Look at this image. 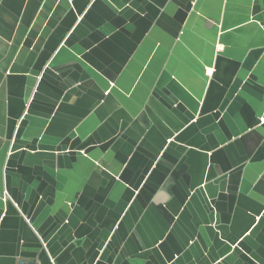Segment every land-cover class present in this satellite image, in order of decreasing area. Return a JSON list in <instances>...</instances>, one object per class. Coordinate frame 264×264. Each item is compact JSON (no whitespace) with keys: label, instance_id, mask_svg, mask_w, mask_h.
<instances>
[{"label":"crops","instance_id":"1","mask_svg":"<svg viewBox=\"0 0 264 264\" xmlns=\"http://www.w3.org/2000/svg\"><path fill=\"white\" fill-rule=\"evenodd\" d=\"M0 264H264V0H0Z\"/></svg>","mask_w":264,"mask_h":264},{"label":"built area","instance_id":"2","mask_svg":"<svg viewBox=\"0 0 264 264\" xmlns=\"http://www.w3.org/2000/svg\"><path fill=\"white\" fill-rule=\"evenodd\" d=\"M211 71H209V73H210Z\"/></svg>","mask_w":264,"mask_h":264}]
</instances>
